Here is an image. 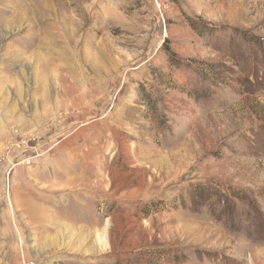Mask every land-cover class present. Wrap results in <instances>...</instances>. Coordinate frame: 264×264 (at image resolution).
Masks as SVG:
<instances>
[{"label": "rangeland", "instance_id": "1", "mask_svg": "<svg viewBox=\"0 0 264 264\" xmlns=\"http://www.w3.org/2000/svg\"><path fill=\"white\" fill-rule=\"evenodd\" d=\"M0 264H264V0H0Z\"/></svg>", "mask_w": 264, "mask_h": 264}, {"label": "bare ground", "instance_id": "2", "mask_svg": "<svg viewBox=\"0 0 264 264\" xmlns=\"http://www.w3.org/2000/svg\"><path fill=\"white\" fill-rule=\"evenodd\" d=\"M62 27H63V28H62V33H64V35H65V34L67 35V40H68V41H71L72 38L70 37V34H69L70 32H68L69 29L67 30L66 27H64V26H62ZM51 30H52V29H50V32H51ZM62 33H61V34H62ZM71 33H73V32H71ZM53 35H54V34H53ZM62 36H63V35H62ZM73 36H74V35H73ZM69 37H70L71 39H69ZM64 90H65V88H64Z\"/></svg>", "mask_w": 264, "mask_h": 264}, {"label": "trees", "instance_id": "3", "mask_svg": "<svg viewBox=\"0 0 264 264\" xmlns=\"http://www.w3.org/2000/svg\"><path fill=\"white\" fill-rule=\"evenodd\" d=\"M168 59L172 62V63H175L176 65L179 64L180 65V62H178V60H176V58L173 57V55L170 53V51H168Z\"/></svg>", "mask_w": 264, "mask_h": 264}]
</instances>
